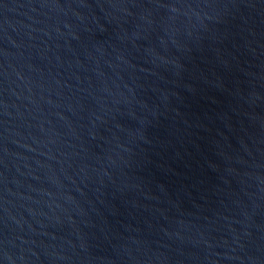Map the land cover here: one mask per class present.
Masks as SVG:
<instances>
[{
	"label": "water",
	"instance_id": "water-1",
	"mask_svg": "<svg viewBox=\"0 0 264 264\" xmlns=\"http://www.w3.org/2000/svg\"><path fill=\"white\" fill-rule=\"evenodd\" d=\"M0 264H264V0H0Z\"/></svg>",
	"mask_w": 264,
	"mask_h": 264
}]
</instances>
